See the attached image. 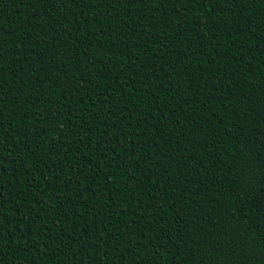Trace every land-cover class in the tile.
Returning a JSON list of instances; mask_svg holds the SVG:
<instances>
[{
    "label": "trees",
    "instance_id": "trees-1",
    "mask_svg": "<svg viewBox=\"0 0 264 264\" xmlns=\"http://www.w3.org/2000/svg\"><path fill=\"white\" fill-rule=\"evenodd\" d=\"M0 264H264V0H0Z\"/></svg>",
    "mask_w": 264,
    "mask_h": 264
}]
</instances>
